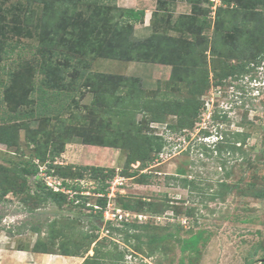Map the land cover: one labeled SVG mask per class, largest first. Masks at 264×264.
Returning a JSON list of instances; mask_svg holds the SVG:
<instances>
[{"label":"rangeland","instance_id":"374dc122","mask_svg":"<svg viewBox=\"0 0 264 264\" xmlns=\"http://www.w3.org/2000/svg\"><path fill=\"white\" fill-rule=\"evenodd\" d=\"M115 1L61 0L48 10L0 0V42L15 47L0 59V264H23L14 252L29 250L53 264H264V6L244 17L234 10L250 0H199L209 25L168 34L200 51L166 65L102 58L94 32L119 28L116 3L145 12L132 38L145 41L161 32L162 6L173 22L192 4ZM218 7L230 10L221 20L236 18L220 21L219 37ZM33 162L39 171L20 188V169ZM41 181L66 201L47 198Z\"/></svg>","mask_w":264,"mask_h":264},{"label":"trees","instance_id":"16d2710c","mask_svg":"<svg viewBox=\"0 0 264 264\" xmlns=\"http://www.w3.org/2000/svg\"><path fill=\"white\" fill-rule=\"evenodd\" d=\"M43 5H45L47 7V9L49 10L50 8L53 9V6L56 2H60L61 0H39ZM84 1V0H81ZM88 1V0H86ZM106 1V2H105ZM112 0H98V2L101 4V8H105V6H110L108 3H110ZM115 1V0H114ZM161 1V0H160ZM163 3H170L169 0H162ZM168 1V2H166ZM198 1L199 0H187V2L191 3L192 5V12L190 14H186V15H182L180 17H178L175 21L172 22V16L171 14H168V10L167 9V5L166 7L162 6L163 9H160V12L162 11L163 14L158 15L156 14L154 17H156V21L157 22H162V25L160 26V33H158V31H154V33L148 37V39H146L145 41H136L133 38V26L135 24H138L142 21H144L145 18V12L143 10H135V9H118L116 3H114L113 5V9H117L120 10V15H119V19L117 21V26H119V28H114L109 29V26L105 29H103V31L100 30H96L95 35L96 37L100 38L101 40H104L103 42V46L101 49V56L102 58L105 59H110V60H135L138 59L139 61L144 60V61H154L157 63H162V64H166V65H170V62H173V64H177V60H178V55L179 53H182L185 51V58L189 57V58H193L192 56H197V53L200 51V49L198 48L197 50V44H191L190 42H184L183 43L181 41L180 38H176V37H171L169 36L168 32L169 31H173L177 34L182 35L185 31H190L192 29H196L199 30V27H205L208 26V17L206 15H204V13H202L201 9L198 8ZM222 2V5H225L226 3L229 4V2L232 1V3H234V0H220ZM116 2V1H115ZM248 6L246 5V9L244 10V8L242 7H236V9L234 10V12L237 15H242L244 14L245 17V11L246 10H251L254 11L256 7H262L264 6V0H250L248 3ZM222 7V6H221ZM221 7L217 8V15L215 13V27H214V32L217 34V37L220 36V29L221 24L220 21L222 22H228V23H232L234 25L236 18L233 19L231 21V19L229 21H227L226 19L221 20V17L223 18V13H230L229 11H225V9H221ZM109 8V7H108ZM107 8V9H108ZM112 8V7H110ZM165 10V11H164ZM196 10V11H195ZM167 11V12H166ZM159 12V11H158ZM156 12V13H158ZM160 14V13H159ZM167 14V15H166ZM224 14V16H225ZM259 14V13H258ZM100 15V14H98ZM153 17V18H154ZM245 23L244 26V30H249L250 28H248V24L246 22V20H243ZM170 25V26H168ZM81 26L83 27V30H87L88 29V24H81ZM122 27L127 28L128 30L123 31ZM75 28L77 29V26H75ZM191 32V31H190ZM108 35V36H107ZM194 35V33H193ZM100 36V37H99ZM216 37V38H217ZM99 39V41H100ZM216 40V39H214ZM210 46V44L207 42H205L203 45L201 44V52L202 54H205L208 47ZM214 47V46H213ZM15 47L11 46V44L9 43H1L0 42V59L3 60V58L12 51L14 50ZM140 51L141 55L137 56V57H133V53H135L136 51ZM188 50H192L191 52H189ZM216 50V47H215ZM187 60V59H186ZM186 63V62H185ZM85 66V65H84ZM176 66V65H175ZM11 74V75H10ZM47 76L49 77V73H46ZM14 77L15 75L13 73H9V77ZM110 76V80L113 78L112 75H108ZM91 79L95 80L96 84L98 83L99 79L103 78V76H94L90 75ZM103 81V80H102ZM101 81V82H102ZM118 77H115V79H112L111 82L113 83H117ZM95 84V86H96ZM119 84V83H118ZM94 86V85H93ZM39 91V93L46 97L47 93L44 92V90L42 89H37ZM69 97L66 96L65 99H68ZM183 123H181L182 126ZM168 128L171 129L172 131H177L178 129H181L183 127H178L177 129H174V127H172L171 125H168ZM156 139V158H158V156L161 154L163 148H164V144H165V140L160 137H154ZM38 157L43 160L42 155H38ZM39 160V159H38ZM31 166L33 167V169L30 171L27 168H21L20 169V173L23 176V180L20 184V188L24 187L26 185V180L24 179V176H32V175H36L38 173V164L33 162L31 164ZM52 165H48L47 166V170H46V175L49 177H52L53 175H55V172L53 170H51ZM57 168V166H56ZM53 174V175H52ZM109 178V177H108ZM46 183H44V181H41V189L46 190L47 194V198H50L52 200H56V199H61L63 202L66 201L67 199V195L59 192V191H54L52 187L46 186ZM62 186L68 190H71L72 192H74L76 195H78L79 191H80V187L79 186H71L68 185V183H66L65 181H63ZM107 186V185H106ZM105 191V187L100 186V189H97L95 192L99 193V192H104ZM5 192V191H4ZM2 193L0 192V195H5L6 193ZM96 204L98 205V207H100L102 209V211H98L99 213V217H101L102 212L106 209V201L105 199H97ZM93 208V207H91ZM124 211H131L133 212L132 209H130L129 207H126V209H124ZM135 213V211H134ZM101 219V218H100ZM111 225V223H109ZM124 224L126 226H131L130 223L124 222ZM183 243H185L183 241ZM63 256H72V255H63ZM112 258H115V256H112Z\"/></svg>","mask_w":264,"mask_h":264},{"label":"crops","instance_id":"0c3cea01","mask_svg":"<svg viewBox=\"0 0 264 264\" xmlns=\"http://www.w3.org/2000/svg\"><path fill=\"white\" fill-rule=\"evenodd\" d=\"M125 9H135L134 7H125ZM137 10V9H135ZM145 22V20H144ZM17 253V255L21 256L23 258V264H53L52 261L54 256H47L38 254L32 250L29 251H22V252H14ZM61 259L64 258L63 256H60ZM66 258V257H65Z\"/></svg>","mask_w":264,"mask_h":264},{"label":"built area","instance_id":"2783aa9c","mask_svg":"<svg viewBox=\"0 0 264 264\" xmlns=\"http://www.w3.org/2000/svg\"><path fill=\"white\" fill-rule=\"evenodd\" d=\"M50 178V177H49ZM47 186H49V187H52L51 185H47ZM53 188V190L54 191H59L58 190V188H55V187H52ZM121 213H117V216H115L116 214H114V216L112 215V217L114 218V219H116V221L118 222V221H125V222H127L128 220H127V217H129V215L128 216H125L124 218L122 217V214L120 215ZM126 214V213H125ZM122 218H121V217ZM112 217H110L111 218V220H112ZM117 217H118V219H117ZM127 220V221H126ZM110 221V220H109Z\"/></svg>","mask_w":264,"mask_h":264}]
</instances>
